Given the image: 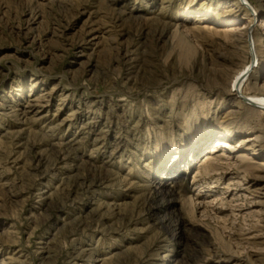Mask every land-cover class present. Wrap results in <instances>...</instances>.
<instances>
[{
    "label": "rangeland",
    "instance_id": "rangeland-1",
    "mask_svg": "<svg viewBox=\"0 0 264 264\" xmlns=\"http://www.w3.org/2000/svg\"><path fill=\"white\" fill-rule=\"evenodd\" d=\"M249 2L0 0V264H264Z\"/></svg>",
    "mask_w": 264,
    "mask_h": 264
},
{
    "label": "bare ground",
    "instance_id": "bare-ground-1",
    "mask_svg": "<svg viewBox=\"0 0 264 264\" xmlns=\"http://www.w3.org/2000/svg\"><path fill=\"white\" fill-rule=\"evenodd\" d=\"M237 1L240 2V4H242L243 6H245L248 10L249 7L246 5V3H244V1L247 2L248 4H250L252 6L253 10H255L254 12H256V7L253 6L249 2V0H237ZM243 30L247 31L246 33H247V37L249 36V39H250V37H252L253 46H251L250 40H249L248 41V49H249L251 56H254L255 66L259 67L260 64L262 63V57L260 55L261 52L257 48V43H256L255 36L253 35L254 32L251 28V24H249V25H246V24L238 25L237 32H241V34H243V32H242ZM236 56H238V54ZM255 66H253V63L251 61H249L241 70L238 71V73H236L234 80L231 83V87H232L233 95L235 96V98L240 99L246 105L257 108L262 113V112H264V106L261 107V104H264V96L261 94H253V95L252 94H246V92H245V86L248 83L250 76H252V73L255 70ZM241 95L246 96L248 101H246L244 98H242ZM238 108L242 109V105H239ZM232 112H234V114H237L236 112H238V114H240L241 110H238V111L234 110ZM219 138L223 139V138H225V135L220 134ZM251 138L252 139H247V140H255L256 139V137H251ZM254 154H256L255 151H253V155ZM245 157H247V156L245 155ZM247 158H251V157H247ZM261 164H263V163H261ZM263 196H264V194H263Z\"/></svg>",
    "mask_w": 264,
    "mask_h": 264
},
{
    "label": "water",
    "instance_id": "water-1",
    "mask_svg": "<svg viewBox=\"0 0 264 264\" xmlns=\"http://www.w3.org/2000/svg\"><path fill=\"white\" fill-rule=\"evenodd\" d=\"M244 3H246V5L251 9V11H252L253 13H255L254 10H253V8H252V6H251L250 4H248V3L245 2V1H244ZM250 44H251V46H253V40H252V37H250ZM252 63H253V66H255V59H254V56H253ZM241 96H242V98H244L246 101H248L246 96H243V95H241ZM262 106H263V104H261V107H262Z\"/></svg>",
    "mask_w": 264,
    "mask_h": 264
}]
</instances>
